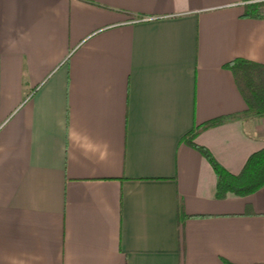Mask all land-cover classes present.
Wrapping results in <instances>:
<instances>
[{"label": "crops", "instance_id": "1", "mask_svg": "<svg viewBox=\"0 0 264 264\" xmlns=\"http://www.w3.org/2000/svg\"><path fill=\"white\" fill-rule=\"evenodd\" d=\"M247 2L0 0V264L264 263V187L217 198L183 140L247 107L225 67L264 64ZM195 142L237 174L264 118Z\"/></svg>", "mask_w": 264, "mask_h": 264}, {"label": "trees", "instance_id": "2", "mask_svg": "<svg viewBox=\"0 0 264 264\" xmlns=\"http://www.w3.org/2000/svg\"><path fill=\"white\" fill-rule=\"evenodd\" d=\"M248 1L245 4L243 16L264 18V0ZM225 67L233 72L237 86L246 102V109L200 124L183 137V140L199 150L214 168L217 175L216 197L219 199L229 194L246 196L264 187V147L254 152L243 169L234 174L228 171L207 147L195 142L198 133L204 129L233 120L264 118V64L245 58H236L227 63ZM228 264L234 263L228 262Z\"/></svg>", "mask_w": 264, "mask_h": 264}, {"label": "built area", "instance_id": "3", "mask_svg": "<svg viewBox=\"0 0 264 264\" xmlns=\"http://www.w3.org/2000/svg\"><path fill=\"white\" fill-rule=\"evenodd\" d=\"M144 20L150 19V18H143Z\"/></svg>", "mask_w": 264, "mask_h": 264}]
</instances>
